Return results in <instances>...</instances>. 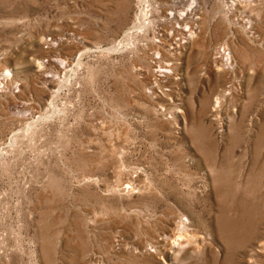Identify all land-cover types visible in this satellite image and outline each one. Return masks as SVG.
Wrapping results in <instances>:
<instances>
[{
	"label": "rangeland",
	"instance_id": "374dc122",
	"mask_svg": "<svg viewBox=\"0 0 264 264\" xmlns=\"http://www.w3.org/2000/svg\"><path fill=\"white\" fill-rule=\"evenodd\" d=\"M193 1L168 78L191 0H0V264H264V0Z\"/></svg>",
	"mask_w": 264,
	"mask_h": 264
},
{
	"label": "bare ground",
	"instance_id": "6f19581e",
	"mask_svg": "<svg viewBox=\"0 0 264 264\" xmlns=\"http://www.w3.org/2000/svg\"><path fill=\"white\" fill-rule=\"evenodd\" d=\"M172 1H176V0H172ZM195 7H196V2L193 0H191L190 4L188 5L186 9H179V10L170 8L168 5L166 6L163 3V6L160 7V9H158L156 19L153 20L154 28L152 32L150 33V43H151L150 46H151V49L154 48V59H155L154 66H157L156 69L154 70L156 72L163 71L165 73L164 74L165 77L169 78V76L170 77L172 76V71L174 68V60L176 59L178 55H180V52H181L180 49L183 46V42L186 40V39L184 40V38L192 37L193 35L197 33L196 29L199 24L200 16L195 15V12H193L195 11ZM150 22L152 21L150 20ZM139 27L140 28L142 27L141 21L139 22L138 26L137 25L135 26L133 24V27H131L132 29L130 30H136ZM224 45L220 47L221 49L218 48V50H222L220 54L224 53L223 55L225 56L223 57L222 55L223 59L225 58V60L226 59L230 60V55H228L230 51L228 50L229 52L225 53L227 50L225 48H227V46H224ZM148 47H149V44H148ZM219 57L221 56L219 55ZM161 75L162 74H155V76L157 77H160ZM178 226L181 230L186 229V224L184 220L182 219V217L180 218V220H178ZM185 236L186 235L179 234L176 237H174L170 241L171 248H176L177 246L182 244L184 242Z\"/></svg>",
	"mask_w": 264,
	"mask_h": 264
},
{
	"label": "built area",
	"instance_id": "2783aa9c",
	"mask_svg": "<svg viewBox=\"0 0 264 264\" xmlns=\"http://www.w3.org/2000/svg\"><path fill=\"white\" fill-rule=\"evenodd\" d=\"M222 51V50H221Z\"/></svg>",
	"mask_w": 264,
	"mask_h": 264
}]
</instances>
